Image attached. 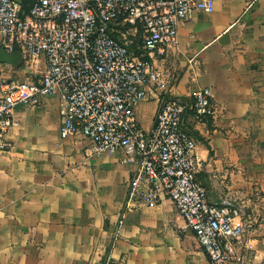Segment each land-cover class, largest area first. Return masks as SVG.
<instances>
[{
  "label": "crops",
  "instance_id": "obj_1",
  "mask_svg": "<svg viewBox=\"0 0 264 264\" xmlns=\"http://www.w3.org/2000/svg\"><path fill=\"white\" fill-rule=\"evenodd\" d=\"M155 62L176 80L150 85L135 107L140 126L151 130L160 99L211 90L212 117H182L201 158L196 178L209 203L240 211L229 264H264V0H215L179 24ZM45 69L41 57L11 76L37 82ZM12 119L0 153V264H211L171 200L124 211L137 162L61 138L55 97L15 107Z\"/></svg>",
  "mask_w": 264,
  "mask_h": 264
},
{
  "label": "built area",
  "instance_id": "obj_2",
  "mask_svg": "<svg viewBox=\"0 0 264 264\" xmlns=\"http://www.w3.org/2000/svg\"><path fill=\"white\" fill-rule=\"evenodd\" d=\"M215 0H0V49L20 52L31 67L46 69L37 82L18 81L0 63V153L19 105L37 107L55 97L61 138L82 137L95 155H120L137 162L124 211L171 200L211 264H229L243 233L237 207L208 202L196 174L197 141L183 126L187 110L195 122L212 117L211 90L191 101L159 100L150 131L140 126L135 107L148 99L152 83L176 78L159 71L176 41L177 28L196 12L211 13ZM22 63V64H23Z\"/></svg>",
  "mask_w": 264,
  "mask_h": 264
},
{
  "label": "water",
  "instance_id": "obj_3",
  "mask_svg": "<svg viewBox=\"0 0 264 264\" xmlns=\"http://www.w3.org/2000/svg\"><path fill=\"white\" fill-rule=\"evenodd\" d=\"M0 63L8 65L14 69H18L23 63V57L20 52L7 54L0 49Z\"/></svg>",
  "mask_w": 264,
  "mask_h": 264
}]
</instances>
